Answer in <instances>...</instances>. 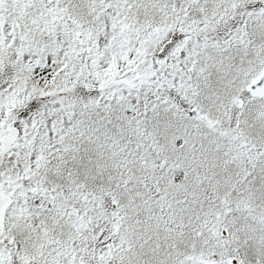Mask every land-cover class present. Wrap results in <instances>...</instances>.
<instances>
[{
	"label": "snow or ice",
	"instance_id": "6c2138e0",
	"mask_svg": "<svg viewBox=\"0 0 264 264\" xmlns=\"http://www.w3.org/2000/svg\"><path fill=\"white\" fill-rule=\"evenodd\" d=\"M0 264H264V0H0Z\"/></svg>",
	"mask_w": 264,
	"mask_h": 264
}]
</instances>
